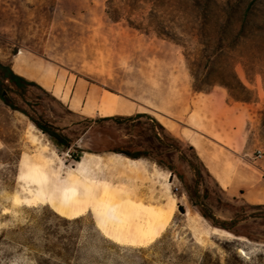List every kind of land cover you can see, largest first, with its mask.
Instances as JSON below:
<instances>
[{
    "label": "rangeland",
    "instance_id": "1",
    "mask_svg": "<svg viewBox=\"0 0 264 264\" xmlns=\"http://www.w3.org/2000/svg\"><path fill=\"white\" fill-rule=\"evenodd\" d=\"M84 22L105 33V50L97 53L110 65H121L115 57L123 61L131 71L126 85L137 98L155 96L156 87L181 72L190 85L188 110L182 119L168 116L173 133L150 114L112 121L73 114L39 84L6 81L0 97V264H65L59 254L68 264H264V197L254 194V203L240 193L228 195L190 139L208 143L237 187L264 189V0H0V70L21 50L39 53L46 36L73 35ZM84 152L140 155L145 169L104 184L127 188L133 200L139 196L158 209L167 196L158 203L145 198L153 188L161 196L155 170L170 174L178 207L153 244L117 245L99 232L93 213L67 220L48 207H17L7 198L21 193L23 163L46 158L62 167L59 190H68V175ZM82 257L90 261L77 263Z\"/></svg>",
    "mask_w": 264,
    "mask_h": 264
},
{
    "label": "bare ground",
    "instance_id": "2",
    "mask_svg": "<svg viewBox=\"0 0 264 264\" xmlns=\"http://www.w3.org/2000/svg\"><path fill=\"white\" fill-rule=\"evenodd\" d=\"M1 32L9 39H16V35L11 30ZM48 38L46 36L44 44ZM22 43L29 44L26 40ZM88 70L81 69L80 71L86 74ZM13 71L28 81L42 82L38 64L31 60L23 50L17 55ZM181 75L179 72L171 76L162 83L161 89L156 87L155 96L148 99L139 98L148 107V109L140 108L139 111L153 115L159 123L173 133H176L175 125L166 115L182 119L190 95V85ZM99 78L107 85L116 84L114 80L102 75H99ZM91 96H100L98 90L87 84H81L78 87L76 98ZM134 111H136L135 108H118V112L121 114ZM201 129L205 130L203 127ZM190 139L197 149L201 148L198 138L191 135ZM94 160L97 163L93 162ZM102 165L109 167L106 181L118 175L132 173L137 168L145 169L140 159H131L120 153H109L104 157L92 152H85L82 159L76 162L73 171L81 172L92 169L94 166L95 170H99ZM22 169L23 173L18 176V182L22 187L21 193L16 192L7 196L13 206L48 207L56 215L67 220H75L93 213L97 216L96 228L99 232L109 241L121 246L146 248L153 244L167 230L178 207L176 198L171 194L170 174H161L157 170H155L157 174L154 186H161V192H159L161 196H158L156 189L153 188L150 196L145 199L151 203H158L163 196H167L168 200L163 209L142 204L139 201L141 198L136 195L137 192L134 195L139 198L133 200L130 191L124 187L115 191L107 184H101L100 189L96 190L99 187L84 182L83 177L78 173H69L68 177L72 186L68 190L60 192L61 181L64 177L62 167L50 158L37 162H25ZM80 182L82 185L79 187ZM125 194L129 196H123ZM258 200L257 197L250 199L254 203ZM2 212L9 214L11 210L4 208ZM239 252L244 256L247 255L243 249H240Z\"/></svg>",
    "mask_w": 264,
    "mask_h": 264
},
{
    "label": "crops",
    "instance_id": "3",
    "mask_svg": "<svg viewBox=\"0 0 264 264\" xmlns=\"http://www.w3.org/2000/svg\"><path fill=\"white\" fill-rule=\"evenodd\" d=\"M104 36L105 33L100 26L93 22L79 24L75 28L73 35L53 34L46 41L44 49L39 53L26 54L38 64L39 75L42 79L40 83L36 81L30 82L39 84L54 99L70 105L74 112L73 114H86L91 118L103 121H112L118 117L148 114L139 111L140 108L148 109V107L139 100L141 97L137 98L126 85V80L131 71L127 69L123 61L119 57H115L118 59L117 61L122 62L121 65H110L108 62H104L103 58L97 53V49L105 50L103 48ZM16 58L17 56L10 66L12 71ZM81 69L90 70L84 74L80 71ZM99 75L114 80L116 84L107 85L103 83ZM81 84H87L91 88L97 89L100 96L76 98V92ZM188 105L186 110H188ZM119 107L135 108L136 111L121 114L118 112ZM166 117L168 118L167 115ZM0 135H2L1 131ZM200 143V149L192 145L199 150L198 156L203 158L206 167L211 169L212 174L217 178L228 195L232 196V198H237L238 193H240L248 202L252 196H255L254 194L264 197V189L250 193L244 191L246 190L245 187H237L232 183L230 176L226 171H222L221 164H217V160L213 157L214 150L209 147L208 143L204 141H200ZM93 154L103 155L104 157L109 155L107 152ZM93 162L97 163L96 160ZM94 168L82 170L81 172L75 171V173L83 177L84 182L96 187V184L100 183L99 185H101L106 181L109 167L102 165L100 168L97 167L99 170ZM114 179L115 177L111 180L113 181ZM82 182H80L79 187Z\"/></svg>",
    "mask_w": 264,
    "mask_h": 264
},
{
    "label": "trees",
    "instance_id": "4",
    "mask_svg": "<svg viewBox=\"0 0 264 264\" xmlns=\"http://www.w3.org/2000/svg\"><path fill=\"white\" fill-rule=\"evenodd\" d=\"M161 37H163L164 36V38H169V37H167V35H165V34H163L162 33V35H160ZM169 39H171V38H169ZM171 40H173V39H171ZM173 41H175V40H173ZM176 42V41H175ZM4 68V69H3ZM6 81H12V82H22V83H28L29 81L28 80H26V79H24L23 77H21V76H19V75H17V74H15L13 71H12V69H11V67H1V70H0V97H1V95H2V93H3V91H5V82ZM30 83V82H29ZM32 83H34V82H32ZM144 116H148L147 114H138V115H134V116H131V117H118V118H116V119H131V120H135V119H137V118H140V117H144ZM155 122H157L156 121V119H153ZM158 123V122H157ZM159 124V123H158ZM38 126L40 127V125L38 124ZM44 130V129H43ZM45 133H47V134H49V135H51L54 139H56V140H61L57 135H56V133L54 132V131H51V130H45ZM117 153H120V154H123V155H125V156H127V157H129V158H131V159H140L141 158V156L140 155H134V154H131V153H123V152H117ZM161 161L159 160V161H157V164L160 166V167H162L161 166V163H160ZM180 209L181 210H183L182 209V207H180ZM227 229H229V227H227ZM57 257H58V259H60L61 261H63L65 264H68V261L66 260V259H64L63 258V256L61 255V254H59V255H57ZM79 261L81 262V261H90V259L88 258H85V257H82V258H79L78 260H77V263H79Z\"/></svg>",
    "mask_w": 264,
    "mask_h": 264
},
{
    "label": "built area",
    "instance_id": "5",
    "mask_svg": "<svg viewBox=\"0 0 264 264\" xmlns=\"http://www.w3.org/2000/svg\"><path fill=\"white\" fill-rule=\"evenodd\" d=\"M258 154H259V158H263V154L261 151H259Z\"/></svg>",
    "mask_w": 264,
    "mask_h": 264
}]
</instances>
